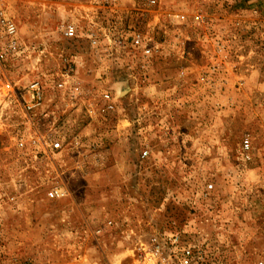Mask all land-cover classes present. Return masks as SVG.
Masks as SVG:
<instances>
[{
	"label": "rangeland",
	"instance_id": "1",
	"mask_svg": "<svg viewBox=\"0 0 264 264\" xmlns=\"http://www.w3.org/2000/svg\"><path fill=\"white\" fill-rule=\"evenodd\" d=\"M4 1L0 264H135L173 231L198 264H264V0Z\"/></svg>",
	"mask_w": 264,
	"mask_h": 264
},
{
	"label": "built area",
	"instance_id": "2",
	"mask_svg": "<svg viewBox=\"0 0 264 264\" xmlns=\"http://www.w3.org/2000/svg\"><path fill=\"white\" fill-rule=\"evenodd\" d=\"M95 2L108 4L110 0H95ZM63 36L67 39L78 38L75 25L69 24L65 26L63 28ZM0 38L8 44L9 48L16 45L17 27L5 8L4 0H0ZM87 38L92 45L96 44L93 34L90 33ZM131 43L134 49H140L144 57L152 56L151 45L149 42H144L141 35L134 34ZM63 86V82H60L55 87L61 89ZM24 91L25 96L22 108L25 114L42 113L44 107V88L42 83L38 80H33L24 87ZM102 100L105 103L103 112L114 109V103L108 94H104ZM50 147L53 151L61 149V145L58 142L50 144ZM242 150L247 155L249 151L247 139L243 141ZM146 156L147 152H143L142 157ZM64 195L65 192L58 188L51 189L49 193V197L55 199H61ZM199 260L198 251L193 246L184 245L181 234L176 231L162 234L160 240H153L149 246L138 247L134 255L135 264H198Z\"/></svg>",
	"mask_w": 264,
	"mask_h": 264
}]
</instances>
